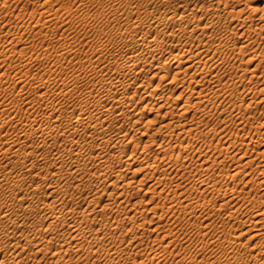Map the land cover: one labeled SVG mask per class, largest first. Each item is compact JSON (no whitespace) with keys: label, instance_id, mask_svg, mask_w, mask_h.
I'll return each mask as SVG.
<instances>
[{"label":"bare ground","instance_id":"obj_1","mask_svg":"<svg viewBox=\"0 0 264 264\" xmlns=\"http://www.w3.org/2000/svg\"><path fill=\"white\" fill-rule=\"evenodd\" d=\"M184 1L186 2L187 0H184ZM53 2H55V1L52 0L51 3H53ZM187 2L185 4V9H183L181 12L179 11V13L177 12V14H176V9H175V12H173V11L169 12V13H171V15L168 16L169 22L172 20L173 22L175 21V24H176V20H177L178 21L177 23H179V24H178V26H174L176 28L178 27L177 32L175 34H172L170 32L171 36L168 37L167 40L164 41V39L154 38L155 36L153 38H150V36L148 37L146 35H144V36L142 35L141 37H138L137 33H135L134 30H132L133 28H127L126 32H128V30H131V31L128 32L129 38L127 36L128 39L123 40V42H125L123 44L126 46L128 45L129 49L131 50V53H129L128 51H126V52L124 51L125 52V53L123 52L124 54L114 56L111 60L106 62V60L103 59L105 57L102 56L104 53V50L106 49L104 46H99V47H97V49L95 48L96 49L95 52L93 50V53L96 55V56L94 55L96 58H94L93 60H96V61L91 62L92 72H96V71H93V70H96V68L98 69L97 72L101 73L105 69H108L107 70L108 72L105 73L103 71L104 73H101L102 75L101 74L98 75L97 80H96V78H97L96 76L98 73L95 74L96 78L94 80L97 81L98 84L95 83V81L92 79L94 81V84L92 83V85H94L96 87L98 86L96 88V89H99L98 94H96L97 92L94 94L93 91H91V92H93V94H90L89 93L90 90H89L88 93H86V92L84 93L83 91L82 92L80 91L81 92L80 95L75 96V99H73V100H77L82 104L81 105L82 107H80V109H78L79 111H77L76 114L74 113V115L72 114V116H71V114L69 115L68 113H66L67 111H65L59 107L56 108L55 105H57V104L55 101V97L56 98L59 97L58 96V95H60L59 92H54V94H52V97H50V94H48V91H46L47 88H45V87H44L45 90L44 91L41 90L40 95L39 94L37 95L41 99L43 98V101H41V102L38 101V102H40L39 105H41V104L44 105L45 110H43V111H41L39 105H37V106L34 105L33 102L36 101L35 97H34V99L31 97L32 99L30 98L31 100L28 101L29 103L26 106H29V105H30L29 107L35 106L32 108V110H29V107L27 108V110H25V111L23 110V112H21L19 110H15V111H17V113L12 112V115H9V117L6 118V116L8 115V111L6 110V105H5L4 101L0 102V131L2 130L4 125L7 124V126H9V128L7 127V129L4 133L0 132V158H2V157L6 158L5 166H9L8 168H2L3 166L0 168V188L2 186H5V187L8 186V189L6 188L3 190H0V194L2 196H4V197H2V198H4L3 202H0V223L4 222V220H5L10 224L8 226L11 227V230H6L4 228L5 229L4 233L3 232L0 233V239H2V240L6 239V241L7 240L9 241V238L11 236H12L11 238H13V236H14L13 234L15 233V230L18 229V231H20V235L23 236L22 245H26L27 247H31V248L35 246L34 251L39 253L40 251L44 250V247L47 246V244H50V243L53 244L54 243L56 245L54 247H52L53 251H51V252H52V256L55 257V264L57 262H59V259L63 262V263L61 262V264H66V261L64 262L62 260L63 255L66 253L67 250H69V247L65 246L66 241L69 242V240H72L75 243L76 248L74 247L75 248L74 251L80 252V249L81 250L85 249V251H87L88 249H90L89 248L91 246L90 243L86 247L85 245L83 246L82 243L80 244V240H86L87 242H91L90 239L93 240L94 237L97 238V240H100L99 239L100 236L97 237V234L99 233V231L101 229H103V231H101L102 232L101 235H103L104 230H108L110 227H114V229H115L118 226H121L123 224V222L126 221V219L127 220L130 219V220L135 221V219L138 218L137 213H142L143 210H145V209H148L150 211L152 210L154 213H156V208H157L156 205H158V204L155 203L154 205L152 204L153 206L152 205L148 206L149 205L148 202H150L151 200H154L153 198L155 195H157L159 197L164 196V199H165V196H168V195H164L165 193L162 195L163 188H165L164 186L172 184L173 181L176 179L175 178L173 180V178L170 177V174H169L170 172L168 170H171V168L169 167V169H168V165L174 164V165H180L181 166V165H184L186 163V162L184 163L182 161L180 162L179 155L182 152V150L185 149L184 146H186L185 144L187 143V141H186L187 139H184V141H186V143L185 144L183 143L184 146H182L181 145L182 140L178 141L179 139L177 140L175 138V137H178V135L181 134L182 131L187 130V128L185 129L186 122L185 121L181 122V120L184 118L185 115H187L186 113L189 111L190 107L192 108L193 106H195L194 108H196V109L199 108L200 103L203 102L202 101L203 97L205 98L206 94L209 93V91L207 93L204 92V90H203L204 88L202 89L203 85H202V87H199L198 85L201 82H203V80H205V77L209 73L214 74L215 75L214 77L217 76L216 81L218 83H216V84L219 85L220 75L218 73H220V72H219V70L216 69V68H218V66H217L218 60L216 59L217 53L220 54V52L223 53L224 51H232V53H233V52H235L234 50L237 51L238 55H239V51L241 53H243L244 41L247 40V38L249 36H251V33L252 34L254 33L257 35V34H260V32L264 29V3L261 4V6H260L261 8L259 7V9L252 7L253 5L251 7L250 6L248 7V5H247V7L249 9H247L246 6L241 7L244 4L243 5L241 4V6L239 5L240 8L237 7L238 9H235V8H231V7L229 8L231 0H205V2H202V3H200L198 0H192V2H189V1H187ZM41 3H43V2H41ZM186 7L189 11V12L187 11V13H189V14L184 13V11H186ZM32 10H34V8ZM194 11L199 12V14L194 12ZM30 12H32V11H30ZM169 13H168V15H169ZM56 16L58 17L59 14ZM175 16H177V17L174 18ZM31 17H33V15ZM45 17H46V15H45ZM253 17H255L254 20H257V24L253 27V31H251L252 25L251 24L244 25L243 23L246 21V19H250ZM37 18L38 17H36V20H37ZM156 19H157V17H156ZM230 19L237 20V22L240 24V25L237 24V26L234 25L236 28L232 25L233 28H235L234 31H232L233 29L231 30L230 27H229L230 28L229 29L228 25L226 24L227 20L230 21ZM39 20H45V19H40V17H39ZM51 20H48V21H51ZM54 20L56 22L57 19H54ZM163 21L160 19L157 20V24L155 26L151 25V23H150L151 21H150L149 23H147V26L150 28L154 27V29H157L156 28L157 25L163 24ZM41 22H43V21H41ZM34 23H36V22H34ZM155 23H156V21H155ZM31 24L33 25V23H31ZM241 24H243V25H241ZM45 25H47V23ZM45 25H43V26H45ZM166 25L167 24H165V26ZM131 26H133V25L131 24ZM144 26H146V25H144ZM238 26H243V27L240 30V28ZM220 27H222V29H225V30L221 31L219 33V31H217L216 28H220ZM237 27H238V29H237ZM150 28H149V30H150ZM45 30H47V29H45ZM151 30H153V29H151ZM169 30H171V29H169ZM173 30L174 29L172 28V31ZM227 30L229 33H226ZM135 31H137V30H135ZM144 32L146 33V31H144ZM148 32L151 33V31H148ZM47 34H48V32H47ZM233 34H239L240 36L241 35L244 36L245 38L240 37V38H242L241 42L243 44L241 43L238 46H236L238 43H236V45H235V43L231 40L232 42L230 41L231 42L230 43L231 46H230L228 44L229 42L227 43V41L225 39L229 35H233ZM47 36H49V35H47ZM212 36H213V38H211ZM19 37H20V35L18 36V38ZM190 37H191V39H190L191 41H189V42L191 44L188 45V47H182V46L177 47V45L174 43L175 38L178 42V40L181 41L182 38L183 39L184 38L189 39ZM237 37L239 38V36H237ZM262 37H264V36H262ZM58 38H56V39H58ZM65 38H67V37H65ZM49 39H51V38H49ZM64 42H66V41H64ZM185 42H187V41H185ZM250 44H252V43H250ZM51 45H53V44H51ZM60 45H63V43H61ZM191 45H192L193 49H192ZM247 46L248 45H246V47ZM55 47H56V45H55ZM166 49H167L169 54L165 55L163 57V59L160 58L159 56H162L161 54ZM58 50H60V49H57V51ZM124 50H126V48ZM210 50H211V52H210ZM88 51H90V50H88ZM88 51H86V52H88ZM68 52H69V50H68ZM74 52L75 51H73V55L78 53V52H76V53H74ZM215 52H217L216 55H215ZM253 52H254L253 54H256L257 52L264 54V46L261 47L259 51L258 50L256 51V49H255V51L253 50ZM22 53H23V51H22ZM55 53H58V52H55ZM65 53H66L65 51L61 52V50H60L59 53L57 54V56L58 57H60V56L64 57ZM126 53H128V54H126ZM232 53H231V55H232ZM224 54H225V56L227 55L225 52H224ZM242 55H244V54H242ZM242 55H241V59L243 58ZM232 56L235 57V55H232ZM234 57H233V60H234ZM250 57H252V56H250ZM3 59H4V57L2 58V60ZM223 59H222V61H223ZM219 60H220V57H219ZM25 61H24V63H25ZM81 61H83V60H81ZM103 61H105L106 63H103ZM1 62H3V61H1ZM165 62H168V63L166 64ZM86 63L88 64V62H86ZM100 63H102V64H100ZM227 63L225 65H227ZM257 63L258 62H256L255 64H257ZM82 65L84 66L85 64H82ZM88 66H90V65H88ZM232 67H234V66H232ZM86 69H88V68H86ZM110 70H112V72L109 74ZM244 70L249 72L248 78H252L256 74H258L257 73L258 68L254 67V66L244 67ZM17 71H20V70H17ZM147 71H149V72L151 71L149 73V75L146 74V73H148ZM0 74H2V73L0 72ZM3 74L0 75L1 76L0 77V91H6L7 90L6 86H2V83H4L5 78L7 77L5 75V78H3L4 79L3 80L2 79ZM238 75L241 76V78H242L243 72H241ZM210 76H212V75H210ZM221 76H223V75H221ZM153 78L154 79L157 78V80L155 79L156 81L155 80L152 81ZM221 78H223V77H221ZM230 79L232 80V78H230ZM230 79H229V81H231ZM6 80H8V79H6ZM211 80H213V79L211 78ZM25 81H26V79H25ZM187 81H188V83H186ZM192 81L195 82L194 85H191ZM216 81H214V82H216ZM9 82H10L9 85H8V82L6 83L7 86L16 87V84H18V81L14 80V79L10 80ZM184 82L186 83L185 84L186 86L182 85V84H184ZM221 82H222V80H221ZM30 83L32 84V81H29L28 84H30ZM37 83H38L37 88H39V85L40 86L44 85L43 82H37ZM174 83H175V86H177V88H179L178 93H175L174 91H172L169 94L167 92H164V88H170L169 85L174 84ZM34 84H36V83H34ZM176 84H178V85H176ZM227 84L231 86V87L227 86V89H228V87L230 88L231 93L233 91H236L238 93L237 89H235L237 86L234 83L230 82V84L226 83V85ZM7 88H10V87H7ZM19 88H22V87H19ZM73 88H72V90H73ZM260 88H262V86ZM218 89H220V88L215 87L214 90H212L210 92V94H208V96L211 94L216 96L215 93H217ZM241 89H243V88L241 87ZM39 90L40 89H36L35 94H37ZM262 90H264V89H262ZM8 91H10V90H8ZM184 92L188 93V94H186L187 96L185 95L186 96L185 99H183L182 103L179 106H177L178 110L174 111L175 109L173 110V107H171L172 105L170 103L172 102V100L179 99L181 97L182 93H184ZM253 93L254 94H251V92H250V98L251 99H254L255 101L257 99H258V101L264 100L263 94L259 95V94H256L255 92H253ZM46 94H48V96H46ZM61 94H62V96L66 95L67 91L62 92ZM238 94H240V93H238ZM33 95H34V93H33ZM75 95H76V93H75ZM228 95H230V93ZM26 96H28V95H26ZM13 97H14V95H13ZM255 97H257V99H255ZM170 98L172 99L171 102H170ZM250 98H248V99H250ZM3 99L4 98H2L1 101ZM13 99L14 98H12V100ZM65 99H70V97L65 98ZM207 99H209V98H207ZM32 100H34V101L32 102ZM56 100H58V99H56ZM137 100L139 102H141L139 105H138ZM5 101H7V100H5ZM19 101H21V100H18V102ZM10 102H12V101H10ZM15 102H17V101H15ZM209 102H211V99ZM247 102H249V101H247ZM203 103H205V102H203ZM212 103H213V100H212ZM232 103H233L232 104L233 106L232 105L231 106H232V108H234L233 110L235 111V109H236L237 111L240 112V116H238L239 114L234 115L232 113L233 114L232 117H235V119H240V121L238 120L239 123L243 121L242 124L240 123L242 125L243 129L246 128V124H249L248 127L250 128V130L248 128V132L252 131V129H253L254 133H255V131L257 132V136H255L254 133L252 134V132H250L251 134L246 138L247 140L244 139L245 137L242 138V140L239 139L240 141L237 142L239 144V146L237 145L236 148L239 147L238 148L239 150H241V148H243L244 150L241 151L240 155H238V157L236 158L237 161H236V159H234L236 164L234 163V166L232 167L231 171L223 170L224 168H222L223 166L221 165L222 167L218 168L219 170L217 171V173L215 175L211 174L210 176H208V175L204 174L208 177L205 178L204 176L203 177L201 176L202 178H199L200 180L197 182L198 184L196 183L197 185L196 186L194 185L195 187L193 186L197 191L198 190L199 191H204V190L207 191V189L212 191V193H215V191H217L216 193L218 194V198H219L220 202H218L217 201L218 199L216 200V198H214V197L213 198L209 197L210 199L208 198L209 199L208 202H210V204L212 205V207L211 206L210 207L213 209V211L216 210L215 205H217V208H218L217 212L219 214H220L222 209L225 211V212H223L225 217H223L224 216L223 215L221 217V219H219V220H221V224L220 225L216 224L215 232L210 233V230H207V231L204 230V232L201 233V235L203 237L207 236L208 238L206 241H202V244H201V246H199V249L202 250V249L206 248V246L209 247L211 245L215 246V248H219L218 250H220V253L218 255L211 256L212 259L207 261V264H264V194H261V193L257 194L255 191L259 187H262V189H264V160H262L259 163L256 161L255 165L253 163V160H254L253 154L255 156H257L259 154L264 155V149L262 151L261 150L258 151L259 149L256 151H253L252 150L253 146H252V148H250L252 144L253 145L255 143L257 144V142H259L261 140L260 135H262V130H261V134L259 133V130H260V127L264 124V121L263 120H262V122L259 121L255 125L252 121L248 122L249 116L248 117L246 116L247 118H244V115L250 110V109L248 111L246 110V107L248 106V104L245 105V107H243L242 102H241V104L240 103L237 104L236 102H232ZM14 104H16V103H14ZM14 104H12V105H14ZM47 106H50L51 109L47 110L46 109ZM153 106H155L157 108V110L164 108V111L161 113L162 115L160 116L161 117L160 119H162V121L160 123L158 122V125L154 126L155 131L153 132V130H154L153 129L152 130L153 134L151 135V133H150L151 131L148 132V129H149V127L151 128L152 127L151 124L156 121L155 119H156L158 113L155 112L153 118L152 117H149V118L144 117L143 122L139 121V120L141 117H143L142 115L144 114L143 111L145 110V108H147V109L152 108L150 110V111H152ZM202 106L204 107V104ZM225 108H226V106H225ZM204 109L202 108L203 112H204ZM200 110H201V108H200ZM245 111H247V112L245 113ZM200 112L201 111H199L198 113H200ZM129 113H131L133 115V117H129V115H128ZM191 115H193V113H191ZM191 117H194V116H191ZM168 118H171L174 121H172V120L166 121L165 119H168ZM185 118H187V117H185ZM254 119H256V118H254ZM158 121H160V120H158ZM140 122H142V125H139ZM192 122H193V120H192ZM199 122H196V123H199ZM115 123H117V125H118L116 127V131L113 130V132H107V131H110L109 130L110 127L116 125ZM196 123L194 125H196ZM230 123H231V121H230ZM123 124L127 125V126L123 127ZM194 125H192V126H194ZM192 126H190V127H192ZM209 126H211V125H209ZM252 126H253V128H252ZM194 128L196 130L199 127L196 128V126H195ZM9 129L11 132L8 131ZM224 132H226V131H224ZM235 132H237V131L235 130ZM149 133H150V135H149ZM157 133L160 134V137L156 139L153 137V135L157 134ZM183 133H186V131ZM187 133H189V132H187ZM258 133H259V135H258ZM147 136L148 137L151 136V138L148 139V138H146ZM142 137L143 138L145 137L144 140H142ZM180 137L185 138V136L184 137L180 136ZM219 137H220V134H219L218 138ZM263 141H264V139H263ZM209 142H211V141L209 140ZM222 142H223V140L220 143H222ZM227 142H229V141H227ZM58 143L59 144L67 143V144H69V148L68 149H60V148H58V145H59ZM215 143H213V144H215ZM187 144H189V142ZM231 144H232V142H231ZM191 145H190V147H191ZM119 146H122V147H119ZM127 146H128V148H127ZM114 147H117V150H114L113 152L110 151V154H108L109 152L108 153L106 152L107 150H110L109 148L112 149ZM187 147H188V145H187ZM229 147L230 146H228V145L225 147H223V146L218 147L217 146V149H218L217 150L218 151L217 157H214L213 159L211 158L210 161L208 160V158L201 160L198 163L197 167H195L196 170L200 169V172L205 171V173H206L210 167H213L214 165H217V167H218L220 164V160H217V159H219L220 157L222 159L225 157H229V155H231L228 152ZM232 147H234V146L232 145ZM62 148H64V147H62ZM249 149L252 151L251 153H252L253 158L250 157L251 153L249 152ZM186 152H187V150H186ZM187 153H189V151ZM190 154L192 155L191 152H190ZM185 156H187V155H185ZM260 156H262V155H260ZM140 157H142V159L144 158L145 160L144 161H138V164H143V165L139 166L138 168H134L133 164L136 163L137 162L136 160L138 158L140 159ZM262 157H264V156H262ZM182 158H184V157H182ZM190 158H192V157H190ZM65 159L67 160V162L66 163L64 162V164L67 165L66 166L67 168L63 167L64 165H60L61 162L66 161ZM39 160H40V162L37 163L36 161H39ZM41 162H42V164L40 165ZM194 163H196V162H194ZM91 165L97 168V170H96L97 172L96 171L93 172L91 174V177H94V179L99 180L100 182L95 180L99 184L96 183L97 185L95 184L96 186L94 187V185H93V187H92V186H90L91 183L86 185L87 184V183H85L86 180L85 181L79 180V181L75 182V184L72 181H69V183L66 186L64 185L65 190H63L61 195L63 196V194H68L70 197H73L74 192L72 193V191L76 190L75 192H77V195L75 193V197L77 198L78 202L77 201H76V203L74 202L75 204L70 205L69 208L68 207H66V208L65 207L64 208L58 207L60 204L58 206L56 205L58 203L57 202L58 200L56 199L57 196L55 197L54 195L58 192V188L60 189L63 186V185H61L62 184L61 182L65 181V179H67L66 178L67 174L65 175L64 172L65 171L67 172L69 170V171H71V172L68 171L69 173H74L77 171H80V174L86 173V171L89 172L91 170V168H92ZM192 165H190V166H192ZM132 166H133V168H132ZM1 169H6V170H1ZM176 169H175V171H176ZM140 170L145 171L142 174L143 177L140 176L137 179L132 178V177L128 178L127 176L124 177L125 171L126 172L131 171L134 174L136 172H139ZM156 171L159 173V175L156 174L158 176V178H156L157 176L156 177L154 176V172H156ZM172 172H174V171H172ZM192 173H193V171H192ZM239 173H241V174L243 173V174L238 177L237 175ZM75 174H74V177L72 176V179L74 178V180H75ZM178 174H179V172H178ZM147 175L149 176L148 179H152L150 177H155L153 180L148 181V185L146 187V190H144L145 192L147 190L152 191V194L151 195L149 194L148 199H147L148 201L146 200V202H144V205H146L145 207H141V206L136 207V205L138 203L142 202V199H140V197H139L138 199L134 200L133 197L135 196V194L139 193L138 191L136 192V189L139 190L141 188L142 182H143V180H145L144 178L147 177ZM35 176L39 177L38 180H40V181L35 180L34 179ZM63 176H65V178H63ZM78 176L81 177V175H79V174H78ZM78 176H77V178H78ZM199 176H200V174H199ZM52 178L57 179L56 180L57 182H60V181L61 182L55 186H54L55 183L53 182V180H52L53 185L51 183H46V184H48L46 186L49 188V191L47 193V199L43 198V197H42L43 199H41L37 194L40 191H42V189H43L42 188L43 187L42 186L43 181H47L48 179H49V181H51ZM187 179L185 178V180H187ZM235 179H237V180H235ZM87 180H89V176H88ZM193 180H194V182H193ZM193 180L190 181V184H191V182L195 184V178ZM228 181H230V183L232 181V184H233V181H237V183L241 182L242 186L239 187L240 188L239 190H236V187L238 184H236V182H235L232 186L231 184L229 185ZM57 182H56V184H57ZM176 182L173 184L175 185ZM25 183H27V187H25V189H24ZM49 184H51V185H49ZM69 184H70L72 190L69 188L70 190L68 192ZM177 185H178V183L176 184V186ZM169 186H171V185H169ZM169 186H168V188H169ZM179 186H181V185H179ZM247 186H249V187H247ZM108 187H111V189L109 188L110 191H108ZM188 187L190 188L191 186L188 185ZM188 187H186V188H188ZM246 187L248 188L247 190L245 189ZM170 189H171V187H170ZM174 190H176V189L174 188ZM174 190H172V191H174ZM189 191H191V189H189ZM197 191H194V192L196 193ZM259 192H261V191H259ZM168 193H169V191H168ZM180 194L181 193H179V195ZM189 194H190V192L187 194V196ZM217 194H215V195H217ZM239 195H240V197H238ZM173 197H175V196H173ZM176 198H177V196H176ZM180 198H182V196ZM198 198L196 197L195 199H198ZM203 198H205V197H203ZM234 198H237L236 200H238V201H240V199H241L242 200V203H241L242 206L236 207L238 205V203L236 205L233 202L234 200L232 201V203L235 204V206H234L235 208L231 207L232 205L228 206L227 203ZM60 199H62V198H60ZM185 199L189 200V198H185ZM167 200H169V199H167ZM172 200L170 199L171 202H172ZM175 200L176 199H174V201ZM203 200H205V199H203ZM74 201H75V199H74ZM170 201L166 202V203H168V205L166 204L167 207L165 210H167V208L177 206L179 209L182 210V212L183 211L188 212V213L193 212V214L195 213L194 209H195L197 204L207 205L206 200H205L206 202H198L197 200H195V201H197L196 203H192V202L182 203V199H181V200L176 201L177 202L176 205H173L174 203H170ZM156 202H157V200H156ZM65 203H66V201H65ZM62 204H64V203H62ZM260 204H261V206H260ZM120 207H122V208L128 207L129 208V210L127 209V210L123 211L124 216H119L121 214H118V213L116 215H112V217H110L111 215L110 216L105 215V212L107 210H109V212L111 210V212H112L113 210L114 211L120 210ZM163 207L164 206H162V208ZM122 208H121V210H122ZM162 208H160V209H162ZM171 211H173V208L171 209ZM199 211H201V209ZM183 214H186V213H183ZM168 215H169V212H168ZM240 215H245V218L243 216L240 217ZM32 216H34V218H32V220H30ZM151 216L154 217L153 215H151ZM202 216H204V214ZM242 217H243V219H241ZM211 219H213V218H211ZM211 219H210V221H211ZM153 220H151V221H153ZM213 220H215V219H213ZM219 220H218V222H220ZM216 222L217 221H215V223ZM149 223H150V221H149ZM151 223L153 224V226H151L150 229H147V227L144 226L145 225L144 221H140L137 223L138 224L137 226H139V228L142 229L139 231L140 235H146L145 232H147L149 230L152 232L153 230H155L156 228L159 227L158 226L159 224L157 225V223H160V222H156V220H155V222L153 221ZM168 223H169V221H168ZM168 223H166L167 226H168ZM212 223H214V222L213 221L206 222V224L210 225V227H211V225H213V227H214L215 223L214 224H212ZM226 223L229 224V227H227V228L224 226V224L227 225ZM2 225H3V223H1V226ZM93 225L94 226L97 225L98 228H96L97 226L93 227ZM133 225H135V224H133ZM24 226H25L24 230H26L27 233H26V231H25V233L23 231L22 227H24ZM64 226H65V229L67 228L66 230L60 229L62 227L64 228ZM177 226H178V224H177ZM170 227L172 228L173 226H169V229H171ZM165 228H166V226H165ZM128 229L130 231L131 230L134 231V233L131 231L133 233L131 235V237L136 235V233H138L135 231L136 228L135 229L134 228L133 229L128 228ZM200 229H201V227H200ZM124 230L123 231L125 233L126 229H124ZM28 232H31V233H28ZM166 232H168V229ZM169 232H170V230H169ZM10 233H11V235H10ZM104 234H106V232H104ZM109 235L114 237L113 232L109 233ZM156 236L157 235H155V237ZM14 237H16V236H14ZM115 238H117V236ZM154 238H153V240H154ZM200 238H202V237H200ZM107 239H109V237ZM156 239H157V237H156ZM17 240H19V238ZM106 240H105V242H106ZM110 240L113 241V238H110L109 241ZM53 241H55V242H53ZM121 241H122V239H121ZM19 243H20V240L15 241L14 244L12 243L13 249L20 250L18 247H20L19 245H21V243L20 244ZM51 244H50V246H51ZM114 244H115V242H114ZM163 244H162V246H163ZM133 246H136V245H132V247ZM100 247H101V245H100ZM117 247H118V245H117ZM156 247H154V249ZM159 247L161 248V246H159ZM20 248L22 249V247H20ZM25 248L26 247H24V249ZM72 248L70 250L73 251ZM94 248H92L91 253L93 252ZM215 248H213V249H215ZM239 248H243V249L240 250ZM127 249H129V248H127ZM137 249H135V247H134V250L137 251ZM154 249H153V252H152L150 259L154 255H157L159 253L158 250H157L158 252H155ZM161 249H163V248H161ZM46 250H44V251H46ZM115 250H116V247H115ZM20 251H22V250H20ZM23 252H25V251L23 250ZM29 252H31V251H29ZM35 252H33V253H35ZM139 252H141V251H139ZM161 252H162V250H161ZM95 253H97V251ZM101 253H102V251H101ZM147 253H146V255H147ZM108 254H110V252ZM115 254H116V252H115ZM128 254H129V252H128ZM12 255H14V254H12ZM12 255L7 256V257H4V255H3L0 258V264H18V262H20V260L22 258L21 259L19 257L16 258L17 257L16 255H14L16 257H14V256L12 257ZM30 255H32V254H30ZM69 255H70V253L68 254V256ZM71 255H73V254H71ZM23 256H25V254ZM68 256L66 255L67 259H69ZM139 256H141V255H139ZM158 256H157V258H158ZM201 256H202V254H201ZM66 257H64V259ZM70 257H72V256H70ZM105 257H106V259L104 261L107 264L110 261L115 259V257H113V255L112 256L111 255H105ZM147 257L148 256H146L145 260H147ZM27 258H29V257H27ZM127 258H128V256H127ZM141 258H143V256ZM185 258H186L185 256H182L181 258H179V261H182V260L186 261L187 258H188L187 262L194 261L195 263H198V264H204L203 262L206 261V260H202V259L200 260V258L198 260L197 258H195L194 256H191V255L189 257H187L186 259ZM73 259L75 261L76 258H73ZM107 259H110V261L107 262ZM24 260H27V259L23 258V261ZM145 260H142V259L139 261H135V260L133 261L132 260L131 262H129V264L130 263H132V264H147V261L145 262ZM37 261H39L38 258H37ZM149 261H151V260H149ZM34 263H37V262H34ZM70 263H71V261H70ZM67 264H68V262H67ZM74 264H76V262H74Z\"/></svg>","mask_w":264,"mask_h":264},{"label":"rangeland","instance_id":"obj_2","mask_svg":"<svg viewBox=\"0 0 264 264\" xmlns=\"http://www.w3.org/2000/svg\"><path fill=\"white\" fill-rule=\"evenodd\" d=\"M55 2L51 3L52 0H0V72L3 74L2 76V79L5 78V75L8 77L5 78V81L4 83H2V86H6V91H0V102H3L5 103L6 105V110L8 111V115L6 116V118L9 117V115H12V112L14 113H17V111L15 110H19L21 112H23V110H27V108L30 106H26L29 102V100H31L32 98L36 99V101L32 100V102L34 103V105H39V103L41 101H43V98L41 99L39 96H37L38 94L40 95V92L41 90L44 91L45 88L46 91H48V94H50V97H52V94H54V92H59L60 95H58L59 97L56 98L55 97V101H56V104L55 107H59L65 111H67L66 113H68L69 115L72 114L74 115V113L76 114L77 111H79L78 109H80V107H82L81 103L77 100H73L75 99V96L77 95H80V93L83 91L84 93H89L90 94H98L99 93V89H96L97 87L92 85V83L94 84V79L96 78V80L98 79V75H100L101 73H106L108 72L107 70L108 69H105L103 70L101 73L100 72H97L98 69L96 68V70H93V71H96V72H92L91 70V62L93 61H96V60H93L94 58H96L95 54L93 53V50L95 52V50L97 49V47L99 46H104L106 49L104 50V53H103V59L106 60V62H108L109 60H111L114 56H118L120 54H124L126 51H128L129 53H131V50L129 49L128 45H124L123 43V40H127L129 38V33L131 30H128V32H126L127 28H133L132 30H134L135 33H137L138 37H141L142 35H146V36H150V38H159V39H164L167 40L168 37H170V32L172 34H175L177 32V28L174 27V26H178L179 23H177L178 21L176 20V24H175V21L173 22L172 20L169 22L168 20V16L171 15V13L169 12H175V9H176V14L177 12L179 13V11L181 12L183 9H185V4L187 1L189 2H192V0H187L186 2L184 0H53ZM200 3L202 2H205V0H198ZM239 1V2H238ZM43 2V3H41ZM188 3V2H187ZM238 3V4H237ZM264 3V0H231L230 2V5H229V8H235V9H238L240 8L241 4L243 6L241 7H244L246 6L247 9H249L248 7L252 6L254 8H258L261 6V4ZM183 4V5H182ZM246 4V5H245ZM240 5V6H239ZM248 5V7H247ZM49 8H48V7ZM184 6V7H183ZM38 7V8H37ZM56 9H54V8ZM238 7V8H237ZM34 8V10H32ZM45 8V9H44ZM54 10H53V9ZM245 8V9H246ZM261 8V7H260ZM32 12H30V11ZM44 10V11H43ZM40 11V12H39ZM52 11V12H51ZM56 11V12H55ZM188 9L186 7V11H184L185 14H189L187 13ZM259 11V10H258ZM257 11V12H258ZM71 12V13H70ZM189 12V11H188ZM196 12V11H194ZM169 13V15H168ZM199 14V12H196ZM59 16L57 17L56 15ZM260 14V13H259ZM33 15V17H31ZM46 15V17H45ZM166 15V16H165ZM62 16V17H61ZM178 16V15H177ZM177 16H175L174 18H176ZM36 17L37 20H36ZM39 17L40 19H45V20H39ZM50 17V18H49ZM57 17V18H56ZM152 17V18H151ZM157 17V19H156ZM164 19H163V18ZM57 19L56 22L54 19ZM52 19V20H51ZM59 19V20H58ZM164 20L163 21V24H158L157 25V29H154V27H148L147 26V23H151V25L155 26L157 24V20ZM255 17L253 18H250V19H246V21L243 23L244 25L246 24H251L252 27H251V31H253V27L257 24V20H254ZM34 20V21H33ZM48 20H51V21H48ZM71 20V21H70ZM229 20V19H228ZM226 22V24L228 25V28L230 27L232 31L235 30V26H237V24H239L237 22V20H233V19H230V21ZM8 21V22H7ZM43 21V22H41ZM156 21V23H155ZM166 21V22H165ZM253 21V22H252ZM36 22V23H34ZM41 22V23H40ZM47 25H45L46 23ZM62 22V23H61ZM69 22V23H68ZM142 22V23H141ZM33 23V25L31 24ZM59 23V24H58ZM130 23V24H129ZM135 23V24H134ZM153 23V24H152ZM29 24V25H28ZM131 24L133 26H131ZM165 24H167L165 26ZM241 24V25H243ZM45 25V26H43ZM70 25V26H69ZM146 25V26H144ZM160 25V26H159ZM235 28H233V26ZM240 25V24H239ZM41 28H40V27ZM66 26V27H65ZM68 26V27H67ZM138 26V27H137ZM232 26V27H231ZM27 27V28H26ZM31 27V28H30ZM54 27V28H53ZM240 28V30L242 29L243 26H238ZM237 27V29H238ZM40 28V29H39ZM58 28V29H57ZM135 28V29H134ZM150 28V30H149ZM172 28L174 29L172 31ZM229 28V29H230ZM47 29V30H45ZM52 29V30H51ZM153 29V30H151ZM171 29V30H169ZM217 31H219V33L221 31H224L225 29H222V27L220 28H216ZM236 29V30H237ZM137 30V31H135ZM151 31L148 32V31ZM40 31V32H39ZM146 31V33L144 32ZM175 31V32H174ZM15 32V33H14ZM33 32V33H32ZM48 32V34H47ZM121 33V34H120ZM226 33H229L228 30L226 31ZM49 36H47V35ZM75 34V35H74ZM120 34V35H119ZM128 34V35H127ZM157 34V35H156ZM17 35V36H16ZM20 35V37L18 38V36ZM32 35V36H31ZM37 35V36H36ZM45 35V36H44ZM70 35V36H69ZM13 36V37H12ZM40 36V37H39ZM123 36V37H122ZM128 36V38H127ZM239 36V38L237 37ZM264 29L260 32V34H252L251 33V36H249L247 38V40L244 41V44L241 42L242 38L244 36H240L239 34H233V35H229L225 40L227 41V43L230 45V43L233 41L236 45V43H238L236 46H238L239 44H243L244 46V50H243V53H241L239 51V55L237 54V51L234 50L235 52L232 53V51H224L227 55L225 56L224 52L221 53L220 51V54H218L217 52H215V55L217 53V57L216 59L218 60L217 61V66L218 68H216L217 70H219V72L221 73H218L220 75V83L219 85H217L216 83H218L216 81V77H214L215 75L214 74H208L206 77H205V80H203V82H201L198 86L199 87H202V89L204 90L205 93H207L209 91V93L206 94V99L203 97L202 101L205 102V103H200V106L199 108H194L195 106H193L192 108L190 107L189 111L186 113L187 115L184 116L187 117V118H183L181 120V122H186L185 124V129L187 128V130H184L182 131L181 134L178 135V137H175L178 141H181L182 140V143L181 145H183V143L185 144L186 141L187 143L189 142V144H185L186 146L184 150H182V152L180 153L179 155V160L180 162H186L184 165H174V164H170L168 165V169L169 167L171 168V170H168L170 173V177L173 178V183H175L176 181V184L178 183V185L176 186V184L174 185L173 183L172 184H169V185H166L164 186L165 188H163V193L162 195H168V196H165V199H164V196H157L155 195L154 196V200H151L150 202H148V206L150 205H154L155 203L158 204L156 205L157 208H156V213H154L152 210H148V209H145L143 210L142 213H137V217L134 220H127L123 222V224L121 226H118L117 228L114 229V227H110L108 230H104V232H106V234H104L103 232V235L101 231H103V229H101L99 231V233L97 234V237L100 236V240H97V238H93L90 239L91 242H87L86 240H80V244L82 243V245L86 246L90 243V249H88L87 251H85V249H80V252L79 251H74V249L76 248L75 247V243L72 241V240H69V242L66 241V247H69V250L72 248V250H67L66 253L63 255V258L62 260L65 262L66 261V264L68 262V264H74V262H76V264H107L105 263V255H113V257H115L114 260L110 261V259H107V262H109L108 264H129V262H131L132 260L134 261H139V260H145L146 259V256L147 257V260H145V262L147 261V264H198V263H195L194 261H188V258L190 255L191 256H194L195 258H197L199 260L202 259V260H206L205 262H203L204 264H207V261L211 260V256L213 255H218L220 253V250H218L219 248H215V246H209L204 249H199V246H201L202 244V241H206L207 240V236H202L201 233L207 230H210V233L211 232H215V226L216 224L217 225H220L221 224V217L224 215L223 212H225L223 209L221 210L220 214L217 212L218 208H217V205H215V209L213 211V209L211 208L212 205L210 204L209 201V197H214L216 198V200L218 202L219 201V198H218V194L216 193L217 191H215V193H212V191H210L209 189L204 190V191H197L194 187L198 184L197 182L200 180L199 178H202L203 176L206 178L208 176H210L211 174L212 175H215L217 173V171L219 170L218 168H224L223 170L225 171H231L232 170V167L234 166V159H236L238 157V155H240L241 151H243L244 149L241 148V150H239L236 146L239 144L237 142H239L240 140H242V138L246 139L252 132V134L254 133L253 129L252 131L248 132V126L249 124H246V128L243 129L242 127V122H238V120L240 121V119H235V117H232V115L236 114L238 116H240V112L237 111L235 109V111L233 110L234 108H232V102H236L237 104L242 102V106L245 107V105L248 104V106L246 107V110L249 111H245V115H244V118H247L249 116V121H252L255 124H257L259 121L262 122V120L264 121V100H259L257 99V97H255V99H257L256 101L254 99H251L250 98V92L251 94H254L253 92H255L256 94H263L264 95V54L262 53H259L257 52L256 54H253V50L256 51L260 50L261 47H263L264 45ZM37 37V38H36ZM59 37V38H58ZM67 37V38H65ZM178 37V36H177ZM192 37V36H191ZM191 37L188 39V38H182L181 41L176 40L175 38V44L177 45V47H188V45H190L191 43L189 41H191ZM230 37V38H229ZM242 37V38H240ZM10 38V39H9ZM43 40H42V39ZM51 38V39H49ZM58 38V39H56ZM213 38V36L211 37ZM245 38V37H244ZM18 41H17V40ZM22 39V40H21ZM55 39V40H54ZM61 39V40H60ZM48 40V41H47ZM121 40V41H120ZM232 40V41H231ZM15 41V42H14ZM22 41V42H21ZM44 41V42H43ZM60 41V42H59ZM66 41V42H64ZM187 41V42H185ZM231 41V42H230ZM253 41V42H252ZM13 42V43H12ZM58 42V43H57ZM61 43H63V45H60ZM67 43V44H66ZM185 43V44H184ZM252 43V44H250ZM43 44V45H42ZM45 44V45H44ZM53 44V45H51ZM59 44V45H58ZM258 44V45H257ZM10 45V46H9ZM56 45V47H55ZM246 45H248L246 47ZM44 46V47H43ZM70 46V47H69ZM231 46V45H230ZM255 48H253V47ZM14 47V48H13ZM49 47V48H48ZM52 47V48H51ZM74 47V48H73ZM93 47V48H92ZM128 47V48H127ZM192 47V45H191ZM11 48V49H10ZM63 50H62V49ZM90 48V49H89ZM96 48V49H95ZM126 48V50H124ZM22 49V50H21ZM50 49V50H49ZM56 51H55V50ZM57 49H60L61 52L62 51H65L66 53L64 54V57L63 56H60L58 57L57 54L59 53L60 50L57 51ZM193 49V47H192ZM249 49V50H248ZM20 50V51H19ZM46 50V51H45ZM67 50V51H66ZM69 50V52H68ZM90 50V51H88ZM231 50V49H230ZM12 51V52H11ZM23 51V53H22ZM54 51V52H53ZM73 51H75L74 53H76L75 55H73ZM80 51V52H79ZM88 51V52H86ZM125 51V52H124ZM8 52V53H7ZM55 52H58V53H55ZM84 52V53H83ZM124 52V53H123ZM211 52V50H210ZM3 53V54H2ZM14 53V54H13ZM44 53V54H43ZM52 53V54H51ZM91 53V54H90ZM235 55L232 56L231 55ZM9 54V55H8ZM48 54V55H47ZM83 54V55H82ZM89 54V55H88ZM93 54V55H92ZM128 54V53H126ZM168 51L167 49L165 51H163V53L161 54L162 56H159L160 58L163 59V57L165 55H168ZM223 54V55H222ZM244 54V55H242ZM253 54V55H252ZM260 54V55H259ZM12 55V56H11ZM19 55V56H18ZM47 55V56H46ZM95 55V56H94ZM219 55V56H218ZM221 55V56H220ZM231 55V56H230ZM241 55L243 56V58L241 59ZM24 56V57H23ZM49 56V57H48ZM252 56V57H250ZM4 57V59L2 60V58ZM20 57V58H19ZM71 57V58H70ZM219 57H220V60H219ZM222 57V58H221ZM233 57H234V60H233ZM247 57V58H246ZM251 59H249V58ZM60 58V59H59ZM79 60H77V59ZM83 58V59H82ZM89 58V59H88ZM92 58V59H91ZM224 58V59H223ZM26 61H25V60ZM223 59V61H222ZM248 59V60H247ZM261 59V60H260ZM66 60V61H65ZM76 60V61H75ZM83 60V61H81ZM85 60V61H84ZM90 60V61H89ZM258 60V61H257ZM5 61V62H4ZM19 61V62H18ZM25 61V63H24ZM54 61V62H53ZM70 61V62H69ZM230 61V62H229ZM254 61V62H253ZM23 62V63H22ZM88 62V64L86 63ZM105 61H103V63H106ZM220 64H219V63ZM228 62V63H227ZM256 62H258L257 64H255ZM262 62V63H261ZM166 64L168 62H165ZM227 63V65H225ZM231 63V64H230ZM254 63V64H253ZM15 64V65H14ZM18 64V65H17ZM82 64H85L84 66ZM102 64V63H100ZM219 64V65H218ZM87 65V66H86ZM90 65V66H88ZM234 67H232V66ZM262 65V66H261ZM251 66H254L256 68H258V71L255 76H253L252 78H248V75H249V72L248 71H245L244 70V67H251ZM258 66V67H257ZM228 67V68H227ZM18 68V69H17ZM88 68V69H86ZM151 68V67H150ZM233 68V69H232ZM263 70H262V69ZM83 69V70H82ZM86 71H85V70ZM17 70H20V71H17ZM152 70V69H151ZM83 71V72H82ZM15 72V73H14ZM112 72V70L109 71V74ZM149 75V71H147ZM241 72H243V76L241 78V76H239L238 74H240ZM18 75H17V74ZM96 73L97 76L95 75ZM216 73V74H217ZM236 73V74H235ZM0 74V75H2ZM229 74V75H228ZM102 75V74H101ZM212 75V76H210ZM223 75V76H221ZM263 75V76H262ZM14 76V77H13ZM96 76V77H95ZM209 76V77H208ZM229 76V77H228ZM240 78H239V77ZM258 76V77H257ZM1 77V76H0ZM11 77V78H10ZM94 77V78H93ZM221 77H225L224 79L221 78ZM257 77V78H256ZM17 78V79H16ZM23 78V79H22ZM211 78L213 80H211ZM215 78V79H214ZM232 78V80L230 79ZM8 79V80H6ZM16 80L18 81V84H16V87H12V86H7V82H8V85H9V81L10 80ZM19 79V80H18ZM21 79V80H20ZM26 79V81H25ZM94 81H93V80ZM157 80V78H155ZM154 78L152 79L155 80ZM208 79V80H207ZM229 79L231 81H229ZM4 80V79H3ZM155 80V81H156ZM222 80V82H221ZM249 80V81H248ZM256 80V81H255ZM20 81V82H19ZM29 81H32V84H28ZM216 81V82H214ZM228 81V82H227ZM258 81V82H257ZM37 82H43V86H40L39 85V88L38 87V83ZM194 81L191 82V85H194L195 82L193 83ZM234 83L236 86L235 89H237L238 94L236 91H233L231 93L230 91V88L231 87L230 85H226V83ZM238 82V83H237ZM36 83V84H34ZM95 83H97V81H95ZM188 83V81L186 82ZM184 82V86H186V84ZM212 83V84H211ZM98 84V83H97ZM224 84V85H223ZM263 84V85H262ZM37 85V86H36ZM178 85V84H176ZM255 85V86H254ZM65 86V87H64ZM68 86V87H67ZM70 86V87H69ZM170 88H164V92H167L168 94L171 93L172 91H174L175 93H178V90L179 88H177V86H175V83L174 84H170L169 85ZM227 86L228 89H227ZM262 86V88H260ZM7 87H12L11 89L10 88H7ZM19 87H24L23 89L22 88H19ZM28 87V88H27ZM34 89H33V88ZM45 87V88H44ZM63 87V88H62ZM74 87V88H73ZM217 87V88H220L218 89L217 93H215L216 96H214L213 94L209 95L210 92L212 90H214V88ZM241 87L243 89H241ZM15 88V89H14ZM73 88V90H72ZM95 88V89H94ZM208 88V89H207ZM210 88V89H209ZM223 88V89H222ZM13 89V90H12ZM19 89V90H18ZM36 89H40L38 91L37 94H35V90ZM61 89V90H60ZM63 89V90H62ZM170 89V90H169ZM222 89V90H221ZM247 89V90H246ZM10 90V91H8ZM28 90V91H27ZM59 90V91H58ZM87 90V91H86ZM97 90V91H96ZM207 90V91H206ZM229 90V91H228ZM64 91H67V94L66 95H63L62 96V92ZM81 91V92H80ZM93 91V92H91ZM220 91V92H219ZM240 91V92H239ZM2 92V93H1ZM6 92V93H5ZM10 92V93H9ZM70 92V93H69ZM236 92V93H235ZM9 95H8V94ZM25 93V94H24ZM34 93V95H33ZM76 93V95H75ZM78 93V94H77ZM225 93V94H224ZM230 93V95H228ZM234 93V94H233ZM245 93V94H244ZM48 94H46V96H48ZM69 94V95H68ZM186 94H188L187 92H184L182 93L181 97L179 99H175V100H172L170 98V102L172 100V102L170 103L173 107V110L176 111L178 110V107L181 103H182V100L185 99V97L187 96ZM218 94V95H217ZM14 95V97H13ZM28 95V96H26ZM33 95V96H32ZM186 95V96H185ZM4 96V97H3ZM16 96V97H15ZM22 96V97H21ZM70 99H65V98H69ZM184 96V97H183ZM208 96V97H207ZM232 96V97H231ZM7 97V98H6ZM20 97V98H19ZM25 97V98H24ZM32 97V98H31ZM49 97V98H50ZM172 97V96H171ZM215 97V98H214ZM4 98L2 101L1 99ZM12 98H14L12 100ZM17 98V99H16ZM31 98V99H30ZM209 98V99H207ZM214 98V99H213ZM228 98V99H227ZM250 98V99H248ZM11 99V100H10ZM26 99V100H25ZM58 99V100H56ZM72 99V100H71ZM205 99V100H204ZM211 99V102H209ZM218 99V100H217ZM221 99V100H220ZM235 99V100H234ZM7 100V101H5ZM18 100H21L18 102ZM67 100V101H66ZM69 100V101H68ZM207 100V101H206ZM212 100H213V103H212ZM224 100V101H223ZM12 101V102H10ZM17 101V102H15ZM40 101V102H38ZM71 101V102H70ZM138 101V100H137ZM175 101V102H174ZM218 101V102H217ZM220 101V102H219ZM249 101V102H247ZM8 102V103H7ZM10 102V103H9ZM70 102V103H69ZM230 102V103H229ZM244 102V103H243ZM246 102V103H245ZM254 102V103H253ZM7 103V104H6ZM16 103V104H14ZM59 103V104H58ZM141 102L138 101V105L140 104ZM218 103V104H217ZM14 104V105H12ZM204 104V107L202 106ZM215 104V105H214ZM250 104V105H249ZM253 104V105H252ZM89 105V104H88ZM150 105V104H149ZM212 105V106H211ZM226 108H225V106ZM229 105V106H228ZM232 105V106H231ZM40 106V109L41 111L45 110L44 108V105L41 104L39 105ZM215 106V107H214ZM35 107V106H32V107H29V110H32V108ZM43 107V108H42ZM209 107V108H208ZM214 107V108H213ZM230 107V108H229ZM19 108V109H18ZM75 108V109H74ZM201 108V110H200ZM202 108L204 109V112L202 111ZM211 108V109H210ZM46 109H51L50 106H47ZM152 109V108H151ZM151 109H147L145 108V110L143 111V117L140 118L139 121H144V117H152L154 116V113H158L157 117H156V121L154 123L151 124V128L149 127L148 129V132L151 133V135L153 134V132L155 131V127L156 125H158V122L160 123L162 121V119H160L161 117V113L164 111V108L162 109H159L157 110V108L155 106H153V110L150 111ZM195 109V110H194ZM74 110V111H73ZM192 110V111H191ZM198 110V111H197ZM11 111V112H10ZM148 111V112H147ZM159 111V112H158ZM195 111V112H194ZM199 111H201L200 113H198ZM207 111V112H206ZM228 111V112H227ZM71 112V113H70ZM147 114H146V113ZM206 112V113H205ZM238 112V113H237ZM10 113V114H9ZM191 113H193V115H191ZM233 113V114H232ZM160 114V115H159ZM197 114V115H196ZM253 114V115H252ZM129 117H133V115L131 113L128 114ZM194 116V117H191V116ZM196 115V116H195ZM255 115V116H254ZM247 116V117H246ZM206 117V118H205ZM190 118V119H189ZM193 118V119H192ZM198 118V119H197ZM200 118V119H199ZM224 118V119H223ZM253 118V119H252ZM256 118V119H254ZM205 119V120H204ZM223 119V120H222ZM234 119V120H233ZM251 119V120H250ZM160 120V121H158ZM166 121L168 120H172L174 121L173 119L171 118H168V119H165ZM193 120V122H192ZM200 122H199V121ZM243 120V119H242ZM254 120V121H253ZM192 123H191V122ZM195 121V122H194ZM231 121V123H230ZM245 121V120H244ZM142 122L139 123V125H142ZM196 122H199V123H196ZM237 124H236V123ZM246 122V121H245ZM145 123V122H144ZM196 123V125H194ZM207 123V124H206ZM247 123V122H246ZM116 125L115 126H112L110 127V131H107V132H113V130L116 131V127L118 126L117 123H115ZM192 125V127H190ZM205 124V125H204ZM211 125V126H209ZM217 125V126H216ZM228 125V126H227ZM124 126H127V125H124L123 124V127ZM198 128L195 130V127ZM239 126V127H238ZM7 127L9 128V126L4 125V127L2 128V130L0 131L1 133H4L7 129ZM154 127V128H153ZM205 127V128H204ZM208 127V128H207ZM211 127V128H210ZM214 127V128H213ZM228 127V128H227ZM230 127V128H229ZM253 128V126H252ZM154 129V130H153ZM208 129V130H207ZM211 129V130H210ZM238 129V130H237ZM246 129V130H245ZM153 130V132H152ZM202 130V131H201ZM206 130V131H205ZM235 130L237 132H235ZM243 130V131H242ZM250 130V128H249ZM261 130H262V135L261 136V140L259 142H257V144L255 143L254 145L252 144L250 148H252L253 151H262L264 149V124L260 127V130H259V133L261 134ZM9 132L10 129L8 130ZM7 131V132H8ZM186 133H183L185 132ZM193 131V132H192ZM209 131V132H208ZM226 131V132H224ZM189 132V133H187ZM215 134H214V133ZM223 132V133H222ZM246 132V133H245ZM149 133V135H150ZM240 133V134H239ZM243 133V134H242ZM256 133V134H255ZM254 135L257 136V132L255 131ZM258 133V135H259ZM111 134V133H110ZM148 134V133H147ZM183 134V135H182ZM220 134V137L218 138ZM239 134V135H238ZM245 134V135H244ZM192 135V136H191ZM200 135V136H199ZM215 135V136H214ZM227 135V136H226ZM180 136H185V138H182ZM204 136V137H203ZM226 136V137H225ZM154 138H159L160 137V134H154L153 135ZM197 137V138H196ZM240 137V138H239ZM145 138V137H144ZM144 138L142 137V140H144ZM146 138H151L150 137H146ZM223 138V139H222ZM136 139V138H135ZM184 139H187L186 141H184ZM240 139V140H239ZM209 140L211 142H209ZM219 140V141H218ZM223 140L222 143H220L221 141ZM233 140V141H232ZM247 140V139H246ZM218 141V142H217ZM229 141V142H227ZM263 141V142H262ZM216 142V143H215ZM232 142V144H231ZM178 143V142H177ZM192 145H191V144ZM210 143V144H209ZM215 143V144H213ZM218 143V144H217ZM229 143V144H228ZM236 143V144H235ZM260 143V144H259ZM262 143V144H261ZM59 144V143H58ZM230 146L229 149H228V152L229 154V157H225V158H222L221 157L217 160H220V164L219 166L217 167V165H214L213 167H210L209 170L205 173V171L203 172H200V169H197L195 167H197L198 163L201 161V160H204V159H207L210 161L211 158L213 159L214 157H217V154H218V149H217V146L218 147H225V146ZM62 145V146H61ZM188 145V147H187ZM191 145V147H190ZM225 145V146H224ZM232 145L234 147H232ZM258 145V146H257ZM198 146V147H197ZM216 146V147H215ZM64 147V148H62ZM119 147H122V146H119ZM188 149H187V148ZM197 147V148H196ZM263 147V148H262ZM58 148L60 149H68L69 148V144L65 143V144H59L58 145ZM115 148V149H114ZM114 148H109L110 150H107L106 152L108 154H110V151H114V150H117V147H114ZM128 148V146H127ZM195 149V150H194ZM200 149V150H199ZM237 151H236V150ZM189 151V153L186 152ZM193 150V151H192ZM199 150V151H198ZM214 150V151H213ZM235 150V151H234ZM184 151V152H183ZM240 151V152H239ZM190 152L192 153V155L190 154ZM227 152V153H228ZM249 152L251 153L252 151L249 149ZM226 153V154H227ZM249 153V154H250ZM112 154V153H111ZM183 154V155H182ZM199 154V155H198ZM206 154V155H205ZM182 155V156H181ZM187 155V156H185ZM264 156L263 154H259L257 156H255L253 154V157H254V160H253V163L255 165L256 161L259 163L261 162L262 160H264ZM110 156V155H109ZM151 156V155H150ZM184 157V158H182ZM192 157V158H190ZM233 157V158H232ZM250 157H252V153L250 154ZM262 157V158H261ZM189 160H188V159ZM201 158V159H200ZM182 159V160H181ZM191 159V160H190ZM231 159V160H230ZM260 159V160H259ZM5 160L6 158H0V168H8L9 166H5ZM66 160V159H65ZM145 159L142 157H140V159L138 158L136 161V163L133 164L134 168H138L139 166L143 165V164H138V161H144ZM191 163H189V162ZM193 161V162H192ZM233 161V162H232ZM237 161V159H236ZM37 163L40 162L39 161H36ZM64 162L66 163V161H63L60 163V165H64L63 167H66L67 165L64 164ZM188 162V163H187ZM196 162V163H194ZM114 163V162H113ZM194 163V164H193ZM257 163V164H258ZM42 164V162L40 163V165ZM193 164V165H192ZM196 164V165H195ZM228 164V165H227ZM236 164V163H235ZM59 165V164H58ZM138 165V166H137ZM189 165V166H188ZM192 165V166H190ZM222 165V166H221ZM226 165V166H225ZM132 166V168H133ZM161 166V165H160ZM177 166V167H176ZM91 170L88 172L86 171V173H81L80 174V171H77V172H74V173H69L71 171H65L64 174L66 176V178L68 179H65V181H60L62 184L61 185H67L69 183V181H72L74 184L75 182L77 181H85V183H87L86 185L90 184V186L94 187L97 185L96 183L100 182L99 180L97 179H94V177H91V174L93 172H95L97 170L96 167L92 166L91 165ZM175 167V168H174ZM67 168V167H66ZM177 168V169H176ZM185 168V169H184ZM195 168V169H194ZM226 168V169H225ZM94 169V170H93ZM144 169V168H143ZM176 169V171H175ZM212 169V170H211ZM214 169V170H213ZM1 170H6V169H1ZM145 170V169H144ZM144 170H140L139 172H136L133 174V172L131 171H128L126 172L125 171V174H124V177H132V178H139L140 176L143 177V173L145 172ZM196 170V171H195ZM64 171V170H63ZM76 171V170H75ZM99 171V170H98ZM174 171V172H172ZM193 171V173H192ZM199 171V172H198ZM88 172V173H87ZM97 172V171H96ZM177 172V173H176ZM179 172V174H178ZM182 172V173H181ZM198 172V173H197ZM209 172V173H208ZM76 173V174H75ZM172 173V174H171ZM192 173V174H191ZM203 173V174H202ZM70 174V175H69ZM73 174V175H72ZM74 174H75V180L74 178L72 179V176L74 177ZM81 175L80 176H78ZM90 174V175H89ZM159 175V173L156 171L154 172V176L156 177L157 175ZM198 174V175H197ZM200 174V176H199ZM208 176H206V175ZM243 174V173H242ZM241 173H239L237 176H241L242 175ZM194 175V176H193ZM49 176V175H48ZM78 176V178H77ZM84 178H83V177ZM89 176V180H87ZM169 176V175H168ZM183 176V177H182ZM187 176V177H186ZM189 176V177H188ZM202 176V177H201ZM155 177H150L152 179H148L149 176L147 175V177H145L142 182V185H141V190L139 189H136V192L138 191L139 193L135 194V196L133 197L134 200L138 199L140 197V199H142V202L138 203L136 205V207H145L146 205H144V202H146V200L148 199V196L149 194L151 195L152 194V191H149L147 190L146 192L144 190H146V187L148 185V181L150 180H153ZM197 177V178H196ZM56 178V177H55ZM51 179V181H49V179L47 181H43V189L42 191H40L37 195L43 199V198H46L47 199V193L49 191V188L46 186L48 184L46 183H51L53 185V182L55 183V185H58V183L60 182H57L56 180L57 179ZM63 178H65V176H63ZM83 178V179H82ZM147 178V179H146ZM158 178V176L156 177ZM185 178L187 180H185ZM195 178V184L191 182L190 184V181H192L193 179ZM35 180H38L39 177L35 176L34 178ZM33 179V180H34ZM70 179V180H69ZM77 179V180H76ZM180 179V180H179ZM53 180V182H52ZM64 180V179H63ZM97 180V181H95ZM237 180V179H235ZM40 181V180H38ZM49 181V182H48ZM68 181V182H67ZM88 181V182H87ZM93 183H92V182ZM57 182V184H56ZM64 182V183H63ZM194 182V180H193ZM229 182V185L231 184L233 186V184L236 182L237 187H236V190H239L240 186H242L241 182L240 183H237V181H233V184H232V181L230 183ZM239 182V181H238ZM181 183V184H180ZM189 183V184H188ZM197 183V184H196ZM49 184V185H51ZM96 184V185H95ZM99 184V183H98ZM193 184V185H192ZM60 185V184H59ZM173 185V186H172ZM181 185V186H179ZM191 186L190 188L188 187ZM195 185V186H194ZM45 186V187H44ZM62 186V187H63ZM65 186L60 190L58 188V192L54 195L56 197V199L58 200L56 203V205L59 206L58 207H68L70 205H74L77 201V198L75 197V193L77 195V192H75L76 190L72 191L73 193V197H70L68 194H63V196L61 195V193L63 192V190H65ZM169 186V188H168ZM194 186V187H193ZM219 186V185H218ZM236 186V185H235ZM250 186V185H249ZM247 186V187H249ZM263 186V185H262ZM25 187H27V183L24 184V189ZM171 187V189H170ZM188 187V188H186ZM193 187V188H192ZM231 187V186H230ZM245 188L246 190L248 188ZM8 189V186L5 187V186H2L0 188V190H3V189ZM71 189V186L69 184L68 186V192L69 190ZM75 188V187H74ZM111 187H108V191H110ZM173 188V189H172ZM174 188L176 190H174ZM200 188V187H199ZM238 188V189H237ZM260 188V189H259ZM257 188L256 193L257 194H264V189H262V187H259ZM76 189V188H75ZM169 189V190H168ZM182 189V190H181ZM189 189H191V191H189ZM195 189V190H194ZM45 190V191H44ZM72 190V189H71ZM174 190V191H172ZM181 190V191H180ZM61 191V192H60ZM169 191V193H168ZM171 191V192H170ZM194 191H197L196 193ZM222 191V190H221ZM261 191V192H259ZM263 191V192H262ZM174 192V193H173ZM178 192V193H177ZM190 192V194L187 196V194ZM230 192V191H229ZM46 193V194H45ZM173 193V194H172ZM179 193H181L179 195ZM185 193V194H184ZM200 193V194H199ZM60 194V195H59ZM196 194V195H195ZM217 194V195H215ZM46 195V196H45ZM84 195V194H83ZM199 195V196H198ZM211 195V196H210ZM214 195V196H213ZM62 196V197H61ZM175 196V197H173ZM177 196V198H176ZM179 196V197H178ZM182 196V198H180ZM194 196V197H193ZM0 202H3L4 196H2L0 194ZM43 197V198H42ZM72 199H70V198ZM75 197V198H74ZM158 197V198H157ZM172 197V198H171ZM198 198V199H195V198ZM205 197V198H203ZM240 197V195L238 196ZM237 197V198H238ZM62 198V199H60ZM68 198V199H67ZM144 198V199H143ZM157 198V199H156ZM179 198V199H178ZM185 198H189L188 199H185ZM194 198V199H193ZM209 198V199H208ZM237 198H234L232 199L231 201H229L227 203V205H232L231 207L235 208V204L238 205L236 207H240L242 206V200L240 199V201L236 200ZM36 199V198H35ZM60 199V200H59ZM75 199V201H74ZM164 201H163V200ZM169 199V200H167ZM170 199L172 200V202L170 201ZM174 199H176L174 201ZM182 199V203H186V202H192V203H196L197 201L198 202H206L207 201V205H202V204H197L195 209H194V214L193 212H185L181 209H179L177 206L176 207H171V208H167V205L168 203H166L167 201H170V203H174L173 205H176L178 200H181ZM205 199V200H203ZM133 200V199H132ZM144 200V201H143ZM157 200V202H156ZM193 200V201H192ZM197 200V201H195ZM234 200V201H233ZM66 201V203H65ZM148 201V200H147ZM154 201V202H153ZM232 201L235 203H232ZM75 202V203H74ZM78 202V201H77ZM176 202V203H175ZM240 202V203H239ZM64 203V204H62ZM142 203V204H141ZM151 203V204H150ZM163 203V204H162ZM209 203V204H208ZM230 203V204H229ZM62 204V205H61ZM162 204V205H161ZM167 204V205H166ZM152 205V206H153ZM155 206V207H156ZM162 206H164L162 208ZM211 206V207H210ZM261 206V204H260ZM120 207V210H116V211H112L110 210H107L105 212V215H111L110 217H112V215H116L117 213L118 214H121L119 216H124L123 215V211L124 210H129L128 207H124L122 208ZM162 208V209H160ZM173 208V211H171V209ZM175 208V209H174ZM179 209V210H178ZM201 209V211H199ZM109 212V213H108ZM120 212V213H119ZM122 212V213H121ZM168 212H169V215H168ZM197 212V213H196ZM107 213V214H106ZM114 213V214H113ZM183 213H186V214H183ZM207 213V214H206ZM189 214V215H188ZM200 214V215H199ZM204 214V216H202ZM219 214V215H218ZM151 215H153L154 217H152ZM188 215V216H187ZM217 215V216H216ZM221 215V216H220ZM151 216V217H150ZM160 218H159V217ZM201 216V217H200ZM212 216V217H211ZM216 216V217H215ZM219 216V217H218ZM243 216L245 218V215H240V217ZM168 217V218H167ZM225 217V215L223 216ZM243 217L241 219H243ZM32 218H34V216L31 217L30 220H32ZM156 218V219H155ZM187 218V219H186ZM215 220H213V219ZM142 219V220H141ZM154 219V220H153ZM213 221L215 223V221H217L215 224H214V227L213 225H207L206 222H211L210 221ZM148 220V221H147ZM153 220L155 222H160V223H157V225L159 226L158 228H156L155 230H153L152 232L150 231H147L145 232L146 235H140V230H142L141 228H139V226H137L138 222L140 221H144V226L147 227V229H150L151 226H153V224L151 221ZM176 220V221H175ZM202 220V221H201ZM218 220L220 222H218ZM150 221V223H149ZM169 221V223H168ZM174 221V222H173ZM5 222V223H4ZM4 222H1L3 223V225L1 226V223H0V233H4L5 229L6 230H11V227L8 226L10 225L7 221L4 220ZM126 222V223H125ZM196 222V223H195ZM233 222V221H232ZM7 223V224H6ZM163 223V224H162ZM166 223H168V226L166 225ZM173 223V224H172ZM236 223V222H235ZM125 224V225H124ZM135 224V225H133ZM165 224V225H164ZM178 224V226H177ZM227 224V223H226ZM237 224V223H236ZM131 225V226H130ZM163 225V226H162ZM228 225V226H227ZM224 226L227 228L229 227V224H227ZM235 225V224H234ZM7 226V227H6ZM97 226V225H96ZM93 225V227H96ZM162 228H161V227ZM166 226V228H165ZM169 226H173L171 229H169ZM67 227V226H66ZM127 227V228H126ZM135 229L136 232V235L132 236L131 235L134 233L133 230H129L128 228L130 229ZM138 227V228H137ZM149 227V228H148ZM201 227V229H200ZM204 227V228H203ZM5 228V229H4ZM23 228V231L25 233L26 230L25 229V226L22 227ZM98 228V226L96 227ZM126 229V232L124 233V229ZM207 228V229H206ZM60 229H65V226L64 228H60ZM67 229V228H66ZM65 229V230H66ZM158 229V230H157ZM164 229V230H163ZM168 229V232H166ZM123 232H122V231ZM170 230V232H169ZM115 231V232H114ZM162 233H161V232ZM17 232V233H16ZM113 232V236L109 235V233ZM165 232V233H164ZM27 233V231H26ZM28 233H31V232H28ZM157 233V234H156ZM100 234V235H99ZM139 234V235H138ZM11 235V233H10ZM13 238H9V241L6 239H0V258L4 255V257H7V256H10L12 254L16 255H12V257H16V258H22L20 260V262H18V264H33L34 262H37V263H34V264H55V257L52 256V252L53 251V248L56 244H47V246L44 247V250L40 251L39 253L35 252L34 249H35V246L34 247H27L26 245H22V241H23V236L20 235V231L15 230V233L13 234ZM119 235V236H118ZM149 237H148V236ZM155 235H157V239L155 237ZM103 236V237H102ZM105 236V237H104ZM117 236V238H115ZM142 238H141V237ZM144 236V237H143ZM160 236V237H159ZM102 237V238H101ZM109 237L110 238H113V241H109V239H107ZM140 237V238H139ZM155 237V238H154ZM171 237V238H170ZM202 237V238H200ZM19 238L20 240V243L21 245H19L20 247H22V249L20 247H18L20 250L18 249H13V244L15 241H19L17 239ZM105 238V239H104ZM136 238V239H135ZM154 238V240H153ZM170 238V239H169ZM205 238V239H204ZM89 239V238H88ZM107 239V240H106ZM117 239V240H116ZM122 239V241H121ZM134 239V240H133ZM149 239V240H148ZM184 239V240H183ZM203 239V240H202ZM243 239V238H242ZM95 240V241H94ZM97 240V241H96ZM106 240V242H105ZM210 240V239H209ZM208 240V241H209ZM11 241V242H10ZM105 243H104V242ZM131 241V242H130ZM166 241V242H165ZM175 241V242H174ZM55 242V241H53ZM103 242V243H102ZM115 242V244H114ZM162 242V243H161ZM170 242V243H169ZM13 243V244H12ZM19 243V244H20ZM65 243V242H64ZM69 243V244H68ZM93 245H92V244ZM99 243V244H98ZM153 243V244H152ZM164 243V244H163ZM97 244V245H96ZM109 244V245H108ZM128 244V245H127ZM144 244V245H143ZM147 244V245H146ZM163 244V246H162ZM173 244V245H172ZM2 245V246H1ZM7 245V246H6ZM53 245V246H52ZM68 245V246H67ZM72 245V246H71ZM74 245V246H73ZM101 245V247H100ZM118 245V247H117ZM130 245V246H129ZM132 245H136V246H133ZM165 245V246H164ZM168 245V246H167ZM197 247H196V246ZM5 246V247H4ZM71 246V247H70ZM113 246V247H112ZM152 246V247H151ZM156 247L154 249V247ZM159 246H161V249ZM167 246V247H166ZM24 247H26L24 249ZM75 247V248H74ZM95 247V248H94ZM100 249H99V248ZM106 247V248H105ZM115 247H116V250H115ZM129 249H127V248ZM134 247L135 249H137V251H141V252H137L136 250H134ZM151 247V248H150ZM6 248V249H5ZM29 248V249H28ZM46 248V249H45ZM93 249V252L91 253V250ZM118 248V249H117ZM132 248V249H131ZM144 248V249H143ZM149 248V249H148ZM159 248V249H158ZM167 248V249H166ZM215 248V249H213ZM13 249V250H12ZM33 249V250H32ZM121 249V250H120ZM140 249V250H139ZM151 249V250H150ZM153 249L155 252H158L159 253L157 255H154L151 259V255H152V252H153ZM165 249V250H164ZM240 250H242L243 248H239ZM23 250L25 252H23ZM95 250V251H94ZM130 250V251H129ZM158 250V251H157ZM162 250V252H161ZM12 251V252H11ZM14 251V252H13ZM31 251V252H29ZM69 251V252H68ZM97 251V253H95ZM102 251V253H101ZM106 251V252H105ZM134 251V252H133ZM146 251V252H145ZM35 252V253H33ZM43 252V253H42ZM68 252V253H67ZM110 252V254H108ZM116 252V254H115ZM129 252V254H128ZM136 252V253H135ZM148 252V253H147ZM162 254H161V253ZM203 252V253H202ZM29 255H28V254ZM42 253V254H41ZM50 253V254H49ZM70 253V255L68 256V254ZM76 255H75V254ZM78 253V254H77ZM86 253V254H85ZM105 253V254H104ZM132 253V254H131ZM147 253V255H146ZM25 254V256H23ZM32 254V255H30ZM44 254V255H43ZM73 254V255H71ZM83 254V255H82ZM92 254V255H91ZM97 256H95V255ZM100 254V255H99ZM120 254V255H119ZM134 254V255H133ZM138 254V255H137ZM196 254V255H195ZM202 254V256H201ZM43 255V256H42ZM66 255L68 256L69 259H67ZM119 255V256H118ZM141 255V256H139ZM160 257H159V256ZM206 255V256H205ZM42 256V257H41ZM72 256V257H70ZM78 256V257H77ZM81 256V257H80ZM102 256V257H101ZM128 256V258H127ZM139 256V257H138ZM143 256V258H141ZM158 256V258H157ZM179 256V257H178ZM182 256H185L186 258V261L185 260H182V261H179V258H181ZM202 258H201V257ZM29 257V258H27ZM35 257V258H34ZM51 257V258H50ZM64 257H66L64 259ZM80 257V258H79ZM90 257V258H89ZM23 258L27 259V260H24L23 261ZM37 258L39 261H37ZM45 258V259H44ZM73 258H76L75 261ZM100 258V259H99ZM136 258V259H135ZM138 258V259H137ZM208 258V259H207ZM124 259V260H123ZM151 261H149V260ZM153 259V260H152ZM54 260V261H53ZM68 260V261H67ZM73 260V261H72ZM31 261V262H30ZM71 261V263H70ZM94 261V262H93ZM120 261V262H119ZM127 263H126V262ZM24 262V263H23ZM33 262V263H32ZM53 262V263H52ZM61 260L59 259V262H57L56 264H61ZM63 263V262H62ZM132 264V263H130Z\"/></svg>","mask_w":264,"mask_h":264}]
</instances>
